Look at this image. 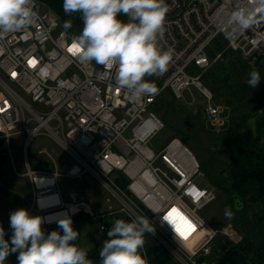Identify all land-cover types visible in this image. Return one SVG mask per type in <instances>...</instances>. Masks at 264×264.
Returning <instances> with one entry per match:
<instances>
[{
  "label": "built area",
  "instance_id": "obj_1",
  "mask_svg": "<svg viewBox=\"0 0 264 264\" xmlns=\"http://www.w3.org/2000/svg\"><path fill=\"white\" fill-rule=\"evenodd\" d=\"M166 2L170 11L160 46L171 50L172 60L166 72L152 76L159 93L132 101L115 86V69L95 61L81 63L69 51L74 35L50 11H39L35 0V22L0 38V140L15 175L27 179L33 189L36 210L30 214L41 212L37 203L42 195L60 193L59 178L89 176L122 205L108 214L113 221L118 214L127 220L147 217L154 228L150 234L175 255L189 264H207L216 239L236 233L230 226L218 232L199 216L216 195L196 184L202 173L191 150L178 139L158 152L149 146L164 129L152 107L167 90L177 100H185L184 93L189 92L193 98L189 105H194L196 89L208 103L206 123L221 133L225 106L214 104L215 94L188 69L205 71L212 66L208 50L219 37L241 60L264 63V24L243 32L231 30L228 17L249 0ZM221 58L219 54L215 60ZM16 130L25 135L24 173L16 168L11 146ZM38 137L54 143L65 159L58 162L43 148L41 154L49 164L33 170L27 150ZM59 206L65 204L61 201ZM170 215L176 222L164 219ZM181 220L183 235L174 230ZM101 230L108 231L104 221Z\"/></svg>",
  "mask_w": 264,
  "mask_h": 264
},
{
  "label": "clouds",
  "instance_id": "obj_2",
  "mask_svg": "<svg viewBox=\"0 0 264 264\" xmlns=\"http://www.w3.org/2000/svg\"><path fill=\"white\" fill-rule=\"evenodd\" d=\"M34 9L35 0H0V38L32 25L37 17ZM63 10L69 16L81 14L83 27L73 36L70 47L81 63L95 61L115 69V86L125 90L132 101L159 93L155 82L146 77L162 75L172 60L171 50L160 46L170 11L166 0H63ZM120 15L127 19H120ZM228 23L234 32L264 24V0L237 6ZM63 27L70 29L72 21L65 20ZM260 82V72L250 71L246 83L256 88ZM232 215L226 208V219ZM9 219L13 230L10 243L0 226V264H6V258L17 252V264H93L87 249L75 243L79 233L70 216L55 221L63 234L56 230L46 233L42 224L52 221L33 216L25 208L11 212ZM152 232L147 217L116 219L99 251L100 264H148L145 234Z\"/></svg>",
  "mask_w": 264,
  "mask_h": 264
},
{
  "label": "rangeland",
  "instance_id": "obj_3",
  "mask_svg": "<svg viewBox=\"0 0 264 264\" xmlns=\"http://www.w3.org/2000/svg\"><path fill=\"white\" fill-rule=\"evenodd\" d=\"M38 4L39 11L48 10L46 6L41 2H38ZM214 45L216 46V48L215 46H212L211 53L218 58L220 50L221 52L224 51L223 53H221L222 58L215 61L213 60V67L206 73L197 68L196 70L195 67H190L187 73L191 76L202 75L203 84L215 94L214 104L223 106H227L228 104L229 106L232 105V107L235 106L236 108H243L246 111L252 105L248 102V98L242 100L240 104L238 97L235 96L237 88L240 87V85L245 81L244 75L239 71L236 74H234V72H231V76H223L222 71L224 70V67L221 63L222 59L224 62L227 58H230L233 63L238 64H240L242 60L230 49L227 50V42L223 38H218ZM252 64V69H254L255 63L253 62ZM246 66L247 64L245 66H241L240 68L242 69ZM259 72L261 75L262 72ZM146 79L154 81L152 76L146 77ZM222 83L223 86L218 92H216L215 89L218 86H221ZM258 87L259 85L256 88H253L252 92L250 93V98H254L253 93L257 92ZM222 91L223 95H221ZM193 94L195 98L194 105H189V103L193 101L192 95L189 92L184 93L185 100L182 99L180 101H176V99L172 97V93L169 90H167L162 95L160 100L156 102V104L152 107V110L156 113L157 116L162 119L165 128L163 131L157 134V136L150 142L149 146L152 148V150L158 152L164 145L168 144V142L172 141L174 138H178L180 141H184H182L183 144L192 150L194 156L201 166L202 176L198 178L196 184L201 188H208L211 190L213 189L217 194H215L217 200L215 199L216 201L214 200V203L199 211V216L204 221H206L211 228H217L220 225H226L224 227V229H226L230 226L227 225L228 219L226 220L225 217V207L227 205L226 202L228 200V195L224 194L220 190L221 186H219L218 183H221L225 189H229V192L231 191V181L221 176L220 172H228L229 170H231L230 167L233 163V159L230 156H224L220 152H214L210 148L211 145L223 146L224 143L221 141V139L220 141H218V138H221V136H213V133L212 135L209 134V129L204 120V109L208 104L206 98L200 91L196 89H193ZM228 113L226 112L225 116H227ZM231 115V117H234L233 113ZM124 136L126 138H129L130 135L129 133H126ZM184 139H186L188 142H186V140ZM24 141L25 135L21 134L20 130H16L13 132L11 138V146L14 150V161L16 164V168L20 173H24L26 171L23 163ZM43 148H46L53 156H55V158H64L63 153L54 143L44 137H38L32 142L27 150V155L33 170H41L43 168L42 165L49 164L48 159L41 154V150ZM6 160L7 164L4 166L5 177L1 181V186L9 195L7 197L0 196V226L3 224L1 221L2 217L8 218V220H4V223H7V237L10 238L13 231L10 227V213L20 208L29 209L32 206V190L24 183V181L26 182L27 179L16 176L9 159L7 158ZM85 179H90L91 183L83 184V189L74 188V186L78 184L76 181H79L80 179L59 178L58 180L61 188V194L64 195V193H66L65 197H69L70 194L73 195L75 194V191H77L76 194L78 195L75 196L74 202L79 201L80 204H74L76 206L78 205L77 208H79L78 210H76L78 212H75L74 217H79L82 215L88 216L86 212L93 213V211H100L101 209L104 211H102L100 214L109 212L112 213L122 207V205L117 200H115L104 188H102L94 179L89 176H85ZM10 185L13 187V189H15V191H12L13 189H11L12 187L10 188ZM66 185H69V188H66ZM71 187H73V190L70 189ZM14 192H16V194H14ZM82 199H86L87 202L80 201ZM83 204L89 208L88 211L84 209L85 206ZM65 209L66 208L57 212H61L60 214H64ZM69 212L70 209L68 207L66 213ZM51 214L53 215L54 211H51L47 214H42L43 216L41 217L48 218L49 215L51 216ZM31 215L37 216L34 213ZM91 216L95 215L93 214ZM103 217L104 216L100 217V219H103ZM105 218L106 219L104 221V224L106 225V227H108L109 230L111 228V224L114 221L110 216H108V214ZM117 219L127 220L123 214H118ZM101 225L102 221H100L99 219L88 220L81 223H74L73 228L79 233V237L75 241L76 245L81 248L87 249L88 253L94 250L99 253L103 242L108 239V231L105 232L101 230ZM43 226L44 224L42 225V227ZM180 230H182V226H180ZM58 231H61V234H63L62 230L58 229ZM148 236L149 233H146L145 237ZM10 242L11 238L9 240V243ZM13 255L15 254L13 253Z\"/></svg>",
  "mask_w": 264,
  "mask_h": 264
},
{
  "label": "crops",
  "instance_id": "obj_4",
  "mask_svg": "<svg viewBox=\"0 0 264 264\" xmlns=\"http://www.w3.org/2000/svg\"><path fill=\"white\" fill-rule=\"evenodd\" d=\"M219 38H223V37H219ZM223 39L225 40V38H223ZM217 40H218V38L215 40V42ZM215 42H214V44H215ZM214 44L212 45L213 47L215 46ZM215 48H216V46H215ZM227 50H228V48H227ZM223 52L224 51L221 52V50H220L219 54H221ZM208 53H209L211 59L215 60L216 56H214L211 53V47L209 48ZM221 63L223 66V63H224L223 59H222ZM252 63L253 62L250 63L249 61H243L242 60L241 63L238 64V63H233L231 60V69H230V73L228 74L231 76V72H234V74L238 73L239 71L242 72L241 74L244 75L245 81L243 84L240 85V87L237 88L235 96L238 97L240 104H241L242 100L248 98V102L251 103L252 105L246 111L243 108H236L235 106L232 107V105L229 106L228 104H227V106L224 105L226 108L224 111V114H223V118L225 120V125L222 128L221 134L214 133L211 130L210 126L207 123L206 124H207V127H208L209 132H210L209 134L212 135V133H213L214 134L213 136L218 135V136L222 137L223 135H226L230 130L233 129V125L231 122V119H232L231 114L232 113H233L235 118L248 115L249 117L247 118V120L244 122V124L241 126V128H239L236 131V139L244 149L254 148L257 151L258 155L264 156V90L259 89L258 92L253 93L254 98H250V95H251L250 93L252 92L253 88H251L246 83L249 72L253 70L252 66H251V65H253ZM254 63H255L254 69L257 71H261L264 74V63L263 62H254ZM246 64H247L246 67H244L242 69L240 68L241 66H243V65L245 66ZM212 67L213 66H211V68ZM210 69L205 71V73L208 72ZM222 72H223V76H228L226 74L225 69ZM200 76H202V75H200ZM202 79H203V77H202ZM263 79H264V77H263ZM263 82H264V80H263ZM222 86H223V83L221 86H218L215 89V91L218 92ZM221 95H223V91H222ZM255 99H257V100H255ZM252 101H254V102H252ZM226 112L227 113L229 112L227 114V116H225ZM56 158H57L58 162H59V160L62 161L65 159V157L63 159H59L58 157H56ZM76 182L78 184L77 185L74 184V185H76V186H74L75 189H78V188L83 189V187H82L83 184H85V183L90 184L91 183L90 179H85V177L80 179L79 181H76ZM24 183L27 186H29V188H31V190H32V192H31L32 193V204H31L32 206L29 209H27L28 211H30L33 208V202H34L33 189L31 187L30 183L28 182V180L26 182L24 181ZM68 186L69 185H66L65 187L67 188ZM11 187L12 186L10 185V188ZM14 188H15V186H14ZM11 189H13V187ZM70 189L73 190V187H71ZM205 189H208V188H205ZM208 190H211V189H208ZM12 191H15V189H13ZM211 191L214 192L213 189ZM76 192L77 191H75V194H73V195L70 194L69 197H65L66 193H64V195L60 194L61 195V197H60L61 201L63 202V204H65V206H64V208H66L64 210L65 213L60 214L61 212H59V213L57 212L59 210H63L64 208L63 209H57L56 211H54V214H53L54 216L51 214V216L49 215L48 218H45L46 221H52L50 223L49 222L43 223L44 226L42 228L46 233H50L49 228H55L58 231V227H57V224L55 221L58 218L63 217L64 215L70 216L73 224L74 223H81V222H85V221L93 220V219H99L102 222L105 221L102 218L100 219V217H102V216L106 217V215L109 214L110 212L100 214L102 211H104L102 209L100 211L95 210V211H93V213L86 212V214H88V216H87V219L84 221H79V222L73 221L75 212H78L76 210L79 209V208H77L78 205L76 206L74 204H76V203L80 204L79 201L74 202L75 196L78 195V194H76ZM14 194H16V192H14ZM0 196L1 197L2 196L7 197L6 195L1 194V193H0ZM80 201H86L87 202L86 199H82ZM215 201H213L212 203H214ZM245 201H246V204L248 206H250L251 208L245 210L241 215H239V216H242L241 217L242 220H241L240 224L238 225V227H236L234 225L232 218L228 219V221H227L228 222L227 225H230V227H232V229L234 230L236 235L232 238L226 237L223 235L219 236L216 239V242L214 244V250H213L212 254L210 256H208V258L206 259L207 264H219L222 261L223 257L225 256V254L230 250H234L236 245L239 242H241L243 237H247V239L249 240L250 245L253 247V253L249 257L244 255L240 251H237L238 254L242 258H244L246 261H248V264H264V186L258 185L256 187H254L252 190H250L248 192L246 198H245ZM84 206H83L84 209L86 211H88L89 208L86 205H84ZM59 207H61V206H58V208ZM68 207L70 209V212L66 213ZM254 207L258 209L259 213L254 209ZM226 208H227V205L225 207V210H226ZM95 212H97V213H95ZM93 214L95 216H91ZM171 219L176 222V218L175 217L172 218V215H170V217H169V222H171ZM4 220H8V218L2 217L1 221L3 224L1 226L3 227V229L6 233L5 234V236H6L5 240L9 241L11 237L10 238L7 237L8 228H7V223H4ZM184 224L185 223L183 222V220H181L177 225H175L174 230L177 229L179 232H182L180 230V226H182V228H183ZM225 226L220 225L217 228H215V227H213V228H214V230H217L218 232H223L225 230L224 229ZM144 248H145L147 255H148V264H189L188 261L181 259V257H179L177 254L175 255L172 251H170L167 247H165L155 236H153L150 233H149L148 237H145ZM95 251L96 250H94V252ZM14 254L15 255H13V253H12L6 258V264H17L18 252L14 253Z\"/></svg>",
  "mask_w": 264,
  "mask_h": 264
},
{
  "label": "trees",
  "instance_id": "obj_5",
  "mask_svg": "<svg viewBox=\"0 0 264 264\" xmlns=\"http://www.w3.org/2000/svg\"><path fill=\"white\" fill-rule=\"evenodd\" d=\"M41 2L46 6L48 11H50L60 22L64 23L65 20L72 21V27L69 30L73 35H78L83 27L81 14L73 13L72 15H65L63 10V0H36ZM120 19L126 20L127 17L124 15L119 16ZM264 77V74H261ZM263 77H261V82L259 84L258 90H264ZM263 79V80H262ZM257 90V92H258ZM262 93V92H261ZM254 102V101H252ZM249 116H242L237 119L232 117L231 122L233 129L230 130L226 135H223L221 138H218V141L224 143L223 146L211 145L210 148L214 152H220L224 156H230L233 159L231 165V170L228 172H220V175L231 181V191L225 189L221 183H218L221 186V191L228 195V200L226 202L227 209L232 213V221L236 227L240 224L242 220L241 215L245 210L251 208L246 204L245 198L250 190L258 185L264 186V156L258 155L257 151L254 148L244 149L236 139V131L241 128L244 122ZM182 140V139H181ZM186 140V139H184ZM183 141V140H182ZM184 142V141H183ZM186 142H188L186 140ZM185 142V143H186ZM3 142L0 140V148H2ZM187 144V143H186ZM188 145V144H187ZM192 151V150H191ZM7 156L2 154L0 155V193L8 196L6 190L1 186V181L5 177L4 166L7 164ZM222 173V174H221ZM235 196H237L242 207L239 210L236 207ZM254 209L259 213L258 209ZM87 219V216H76L73 221H84ZM237 251L242 252L244 255L249 257L253 253V247L250 245L247 237H243L241 242H239L234 250L228 251L223 257L222 261L219 264H248L244 258H242ZM88 258L93 261V264H100V257L98 252H90Z\"/></svg>",
  "mask_w": 264,
  "mask_h": 264
},
{
  "label": "bare ground",
  "instance_id": "obj_6",
  "mask_svg": "<svg viewBox=\"0 0 264 264\" xmlns=\"http://www.w3.org/2000/svg\"><path fill=\"white\" fill-rule=\"evenodd\" d=\"M69 31V30H68ZM228 45V44H227ZM210 56V55H209ZM213 61V60H212ZM215 61V60H214ZM212 66H213V64H212ZM211 68V67H210ZM209 68V69H210ZM208 70V69H207ZM207 70H205V71H207ZM205 71H202V72H205ZM198 76H200V75H198ZM201 79H202V76H201ZM202 82H203V79H202ZM172 97H174V95L172 94ZM175 98V97H174ZM176 99V98H175ZM176 101H180V100H177L176 99ZM155 113V112H154ZM159 117V116H158ZM160 118V117H159ZM161 119V118H160ZM162 120V119H161ZM204 120H205V118H204ZM163 122V121H162ZM206 122V121H205ZM164 123V122H163ZM164 128H165V126H164ZM164 130V129H163ZM162 130V131H163ZM222 133V132H221ZM220 134V133H219ZM174 139H178V138H174ZM173 139V140H174ZM179 140V139H178ZM2 141V140H1ZM3 142V141H2ZM182 142V141H181ZM183 143V142H182ZM0 149H4L3 148V144H2V148H0ZM5 150V149H4ZM191 150V149H190ZM192 152V151H191ZM193 153V152H192ZM5 154H6V156H7V153H6V150H5ZM8 157V156H7ZM201 167V166H200ZM85 177V176H84ZM83 178V177H82ZM67 179H69V178H67ZM79 179H81V178H79ZM93 179V178H92ZM97 182V181H96ZM46 183H47V181H46ZM50 183H52V182H50ZM98 183V182H97ZM99 184V183H98ZM100 185V184H99ZM61 188H60V193L58 194V195H56V194H54V193H48V194H46V195H42L41 197H40V200H39V202L37 203V207H38V210L40 209V213H36V215L37 216H43L42 214H47V213H49V212H51V211H56L57 209H62V208H64V207H59L58 208V206L60 205V203H61ZM33 198H34V195H33ZM49 206V207H48ZM48 207V208H47ZM33 209H35L36 210V203H35V200H34V202H33ZM44 209V210H43ZM31 214H33V213H31ZM103 220H105V218H103ZM103 223V222H102Z\"/></svg>",
  "mask_w": 264,
  "mask_h": 264
},
{
  "label": "water",
  "instance_id": "obj_7",
  "mask_svg": "<svg viewBox=\"0 0 264 264\" xmlns=\"http://www.w3.org/2000/svg\"><path fill=\"white\" fill-rule=\"evenodd\" d=\"M223 67H224V69L226 71V74L228 75L230 73V69H231V59L230 58H228V59H226L224 61ZM2 154H5V150L4 149H0V155H2ZM234 199H235L237 207H238V205H240L242 207V205H241L240 201L238 200L237 196H235ZM238 208L240 209V207H238Z\"/></svg>",
  "mask_w": 264,
  "mask_h": 264
},
{
  "label": "snow or ice",
  "instance_id": "obj_8",
  "mask_svg": "<svg viewBox=\"0 0 264 264\" xmlns=\"http://www.w3.org/2000/svg\"><path fill=\"white\" fill-rule=\"evenodd\" d=\"M69 51H72L73 52V49L70 48ZM166 219H169V217H166ZM190 227V226H189ZM182 235L184 234L183 232L181 233Z\"/></svg>",
  "mask_w": 264,
  "mask_h": 264
},
{
  "label": "flooded vegetation",
  "instance_id": "obj_9",
  "mask_svg": "<svg viewBox=\"0 0 264 264\" xmlns=\"http://www.w3.org/2000/svg\"><path fill=\"white\" fill-rule=\"evenodd\" d=\"M220 134H221V133H220ZM217 136H218V135H217ZM222 172H224V171H222ZM224 173H225V172H224ZM221 174H222V173H221ZM236 207H237V205H236ZM238 207H240V209H241V206H240V205H238ZM240 209H239V210H240Z\"/></svg>",
  "mask_w": 264,
  "mask_h": 264
}]
</instances>
